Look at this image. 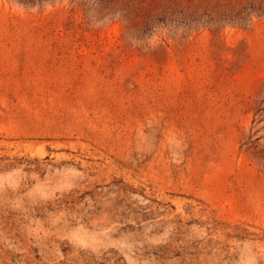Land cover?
I'll use <instances>...</instances> for the list:
<instances>
[{
  "label": "rangeland",
  "instance_id": "obj_1",
  "mask_svg": "<svg viewBox=\"0 0 264 264\" xmlns=\"http://www.w3.org/2000/svg\"><path fill=\"white\" fill-rule=\"evenodd\" d=\"M0 264H264V0H0Z\"/></svg>",
  "mask_w": 264,
  "mask_h": 264
}]
</instances>
